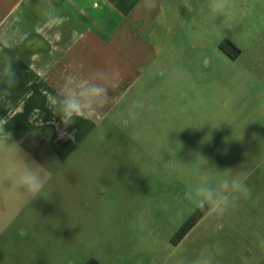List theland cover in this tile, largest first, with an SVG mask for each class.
I'll return each instance as SVG.
<instances>
[{
    "label": "rangeland",
    "instance_id": "1",
    "mask_svg": "<svg viewBox=\"0 0 264 264\" xmlns=\"http://www.w3.org/2000/svg\"><path fill=\"white\" fill-rule=\"evenodd\" d=\"M196 2L189 19L159 28L150 66L119 70L77 140L50 105L31 116L35 129L0 124V264H264V0H231L215 18L219 0ZM89 54L75 87L108 83L116 69ZM26 165L47 181L34 199L11 187ZM245 177L249 197L232 190ZM201 187L227 197L223 215L193 204Z\"/></svg>",
    "mask_w": 264,
    "mask_h": 264
},
{
    "label": "crops",
    "instance_id": "2",
    "mask_svg": "<svg viewBox=\"0 0 264 264\" xmlns=\"http://www.w3.org/2000/svg\"><path fill=\"white\" fill-rule=\"evenodd\" d=\"M197 7L196 0H0V108L5 112L0 124L35 129V112L48 113L54 99L79 87L81 58L90 52L127 75L134 73L135 62L150 66L156 58L150 43L164 36L159 28L189 19ZM104 42L111 45L108 52L98 45ZM134 49L137 58L130 55ZM9 62L15 71L11 85ZM5 89L13 96L6 97ZM83 116L75 117L78 126H70L76 139L85 130Z\"/></svg>",
    "mask_w": 264,
    "mask_h": 264
},
{
    "label": "clouds",
    "instance_id": "3",
    "mask_svg": "<svg viewBox=\"0 0 264 264\" xmlns=\"http://www.w3.org/2000/svg\"><path fill=\"white\" fill-rule=\"evenodd\" d=\"M211 7L214 18L221 15L228 17L231 14V0H219L218 3L212 4ZM57 19L59 18L57 17ZM3 48L0 47V51ZM6 74L9 77L7 80L8 84L11 85L15 80V71L12 68L11 62L6 66ZM118 86L119 70L113 69L108 83H87L75 89L69 88L62 97L55 99L53 109L60 116V122L66 129L71 126L75 117L84 114H96L98 110L108 105L110 101L108 97L109 89ZM4 92L7 94V89ZM142 107V102H134L129 109V114L135 117L138 115L135 109ZM6 135L10 138L9 133H6ZM246 179L247 177L244 180H235L232 184V190L235 193L242 194L244 197H249L251 195V189L244 182ZM46 182V178L40 171L32 166L26 165L22 172L14 176L11 187L13 190L22 191L34 199L40 196ZM197 197L193 204L210 214L223 215L229 208L227 197L217 198L209 189L203 187L198 188ZM178 264H182V262H178ZM192 264H213V262L211 258L205 259L202 255L195 259Z\"/></svg>",
    "mask_w": 264,
    "mask_h": 264
},
{
    "label": "trees",
    "instance_id": "4",
    "mask_svg": "<svg viewBox=\"0 0 264 264\" xmlns=\"http://www.w3.org/2000/svg\"><path fill=\"white\" fill-rule=\"evenodd\" d=\"M230 47L232 48V50H235L237 54L240 53V51L233 44H231ZM221 48L224 51L229 52L227 50L226 44L221 45ZM233 57L236 58V56ZM202 217L203 212L201 210H197L175 235L173 239L174 243H179L186 236V234L200 221Z\"/></svg>",
    "mask_w": 264,
    "mask_h": 264
},
{
    "label": "flooded vegetation",
    "instance_id": "5",
    "mask_svg": "<svg viewBox=\"0 0 264 264\" xmlns=\"http://www.w3.org/2000/svg\"><path fill=\"white\" fill-rule=\"evenodd\" d=\"M96 122H97V120H95V122H94V126H95ZM94 126H93V127H94ZM38 130H39V129H38ZM39 131H40V130H39ZM39 137H40V135H39ZM76 140H77V139H76ZM65 146H66V145H65ZM61 150H62V147H61L60 149H59V148H57V149L54 148V153H55V154H59V153L61 152Z\"/></svg>",
    "mask_w": 264,
    "mask_h": 264
}]
</instances>
